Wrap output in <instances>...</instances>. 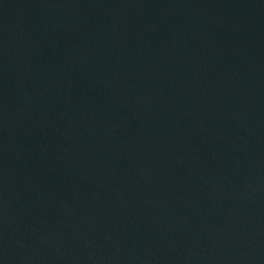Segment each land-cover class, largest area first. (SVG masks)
<instances>
[{"label": "water", "instance_id": "95a60500", "mask_svg": "<svg viewBox=\"0 0 264 264\" xmlns=\"http://www.w3.org/2000/svg\"><path fill=\"white\" fill-rule=\"evenodd\" d=\"M0 264H264V0H0Z\"/></svg>", "mask_w": 264, "mask_h": 264}]
</instances>
